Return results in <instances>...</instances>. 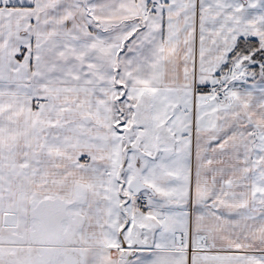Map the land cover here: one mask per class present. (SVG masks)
<instances>
[{
	"label": "snow or ice",
	"instance_id": "snow-or-ice-1",
	"mask_svg": "<svg viewBox=\"0 0 264 264\" xmlns=\"http://www.w3.org/2000/svg\"><path fill=\"white\" fill-rule=\"evenodd\" d=\"M0 264H264V0H0Z\"/></svg>",
	"mask_w": 264,
	"mask_h": 264
}]
</instances>
